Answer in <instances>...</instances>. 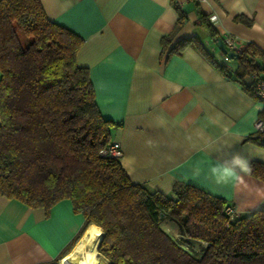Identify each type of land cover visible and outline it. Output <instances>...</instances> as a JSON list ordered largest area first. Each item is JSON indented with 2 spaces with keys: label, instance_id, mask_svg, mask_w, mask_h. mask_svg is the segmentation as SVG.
Wrapping results in <instances>:
<instances>
[{
  "label": "trees",
  "instance_id": "trees-1",
  "mask_svg": "<svg viewBox=\"0 0 264 264\" xmlns=\"http://www.w3.org/2000/svg\"><path fill=\"white\" fill-rule=\"evenodd\" d=\"M235 19L250 23L241 15ZM183 20L179 12L161 38L162 50ZM195 23L215 44L222 37L202 10ZM82 42L50 20L39 0H0V195L46 214L68 198L83 218L76 238L97 225V253L107 264H264V209L230 219L220 196L184 181L174 182L169 194L151 190L132 182L119 158L100 155L115 122L102 117L88 68L76 63ZM188 45L251 93L244 77L259 70L264 48L247 42L230 67L196 36L178 39L168 53ZM246 140L264 146V132ZM249 167L264 179V163L251 160ZM194 241L203 245L199 256L188 249Z\"/></svg>",
  "mask_w": 264,
  "mask_h": 264
},
{
  "label": "crops",
  "instance_id": "crops-1",
  "mask_svg": "<svg viewBox=\"0 0 264 264\" xmlns=\"http://www.w3.org/2000/svg\"><path fill=\"white\" fill-rule=\"evenodd\" d=\"M39 1L50 20L83 38L76 63L88 68L102 117L115 122L111 140L119 142V161L132 182L169 194L174 182L184 181L224 198L239 215L264 209V179L237 171L217 184L210 175L211 167L230 165L237 154L248 164L264 163V146L246 140L264 104L194 46L168 53L178 39L196 36L221 59L222 51L195 23L198 10L216 16L221 36L231 33L241 44L264 48V0ZM179 12L183 23L162 50L161 38ZM82 222L68 198L46 214L0 195V264H57L79 240ZM164 226L174 230L170 222Z\"/></svg>",
  "mask_w": 264,
  "mask_h": 264
},
{
  "label": "built area",
  "instance_id": "built-area-1",
  "mask_svg": "<svg viewBox=\"0 0 264 264\" xmlns=\"http://www.w3.org/2000/svg\"><path fill=\"white\" fill-rule=\"evenodd\" d=\"M215 19V15L208 16V20L212 24H214ZM221 39L227 52L233 51L238 53L244 47V44H241L237 37L231 33L223 34ZM232 60L233 59L229 57L226 52H222L219 62L224 63L227 67H230ZM250 79L253 96L262 104H264V59L261 60L259 70L250 75ZM254 129L256 132H264V120L257 119L254 123ZM99 153L102 156L119 158L121 155L119 142L111 140L99 150ZM224 211L227 213L230 219H233L239 215L230 204L225 206Z\"/></svg>",
  "mask_w": 264,
  "mask_h": 264
},
{
  "label": "bare ground",
  "instance_id": "bare-ground-1",
  "mask_svg": "<svg viewBox=\"0 0 264 264\" xmlns=\"http://www.w3.org/2000/svg\"><path fill=\"white\" fill-rule=\"evenodd\" d=\"M101 233L97 225L89 224L71 252L60 258L58 264H102L96 248Z\"/></svg>",
  "mask_w": 264,
  "mask_h": 264
},
{
  "label": "clouds",
  "instance_id": "clouds-1",
  "mask_svg": "<svg viewBox=\"0 0 264 264\" xmlns=\"http://www.w3.org/2000/svg\"><path fill=\"white\" fill-rule=\"evenodd\" d=\"M248 161L239 154L235 155L230 165L219 164L210 168V175L217 184H227L230 179L236 177L237 171L250 172ZM197 174L199 168L196 169Z\"/></svg>",
  "mask_w": 264,
  "mask_h": 264
},
{
  "label": "rangeland",
  "instance_id": "rangeland-1",
  "mask_svg": "<svg viewBox=\"0 0 264 264\" xmlns=\"http://www.w3.org/2000/svg\"><path fill=\"white\" fill-rule=\"evenodd\" d=\"M19 36H20V39H21V41L24 43V42H27V38L21 33V32H19ZM163 227H165L164 226V221H163ZM174 231V230H173ZM173 231H170V229H169V232H172V236L177 240V241H180V240H178L179 239V235L178 234H173L174 232ZM83 234V233H82ZM81 237V236H80ZM79 237V238H80ZM181 242V241H180ZM192 248H194V250L192 249ZM202 248H203V245L201 244V243H199V242H196V241H194V242H190V244H189V247H188V249L191 251V252H193L196 256H199L200 254H201V251H202ZM71 252V250L68 252V253H70ZM67 253V254H68ZM66 255V254H65ZM63 257V256H62ZM61 257V258H62ZM97 258H99V260L101 261V263L102 264H107V261H106V259H104L101 255H99L98 253H97ZM60 259V258H59ZM58 262H59V260H58ZM58 262H57V264H58Z\"/></svg>",
  "mask_w": 264,
  "mask_h": 264
},
{
  "label": "water",
  "instance_id": "water-1",
  "mask_svg": "<svg viewBox=\"0 0 264 264\" xmlns=\"http://www.w3.org/2000/svg\"><path fill=\"white\" fill-rule=\"evenodd\" d=\"M216 45L218 46V48L222 51V52H226L227 55L229 57H231L232 59H234L237 56V53L233 52V51H226V48L224 47L223 43H222V39L220 37H217L216 40ZM99 242V241H98ZM98 244V243H97Z\"/></svg>",
  "mask_w": 264,
  "mask_h": 264
}]
</instances>
